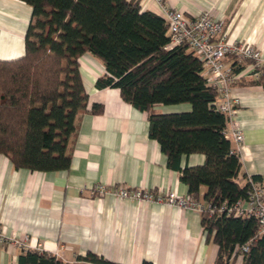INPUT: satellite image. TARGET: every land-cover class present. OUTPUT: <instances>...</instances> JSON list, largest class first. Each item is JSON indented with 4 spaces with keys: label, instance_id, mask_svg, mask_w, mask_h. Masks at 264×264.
<instances>
[{
    "label": "trees",
    "instance_id": "obj_1",
    "mask_svg": "<svg viewBox=\"0 0 264 264\" xmlns=\"http://www.w3.org/2000/svg\"><path fill=\"white\" fill-rule=\"evenodd\" d=\"M20 1L31 8L24 54L0 60V155L14 169H69L77 118L86 105L79 59L89 53L105 70L95 88L117 89L124 103L148 113V137L158 143L167 167L180 173L189 199L212 205L247 199L250 186L224 136L227 119L212 106L215 92L205 84L202 61L186 46L165 50L169 37L162 17L142 11L137 0ZM252 78L264 90V66ZM180 104L190 111L151 112L155 105ZM193 154L204 155V164L181 168L182 157ZM201 227L217 246L214 264H233L238 256L241 264H264V237L257 236L253 217L201 214ZM243 246L248 250L242 253ZM16 264L119 263L92 253L66 263L25 249Z\"/></svg>",
    "mask_w": 264,
    "mask_h": 264
},
{
    "label": "crops",
    "instance_id": "obj_2",
    "mask_svg": "<svg viewBox=\"0 0 264 264\" xmlns=\"http://www.w3.org/2000/svg\"><path fill=\"white\" fill-rule=\"evenodd\" d=\"M137 2L142 11L162 17L155 0ZM164 3L186 17L208 12L214 21L223 22L226 42L251 46L264 60V0ZM30 22L27 4L0 0V60L24 54ZM79 65L86 105L77 118L69 169L16 170L0 155V230L5 238L0 241V264H16L25 249L49 253L66 263L92 253L119 264H214L218 249L207 241L200 213L92 193L102 185L107 190L121 186L189 198L180 173L167 167L158 143L148 137V113L124 103L117 89L95 88L105 72L97 58L86 53ZM252 72L251 63H242L233 85V96L240 100L235 121L243 135L240 174L259 177L264 187V90L251 83ZM93 105L101 111L92 113ZM190 109L188 104L155 105L151 112L174 114ZM204 162L201 154L184 156L181 168ZM241 263L238 256L233 264Z\"/></svg>",
    "mask_w": 264,
    "mask_h": 264
},
{
    "label": "built area",
    "instance_id": "obj_3",
    "mask_svg": "<svg viewBox=\"0 0 264 264\" xmlns=\"http://www.w3.org/2000/svg\"><path fill=\"white\" fill-rule=\"evenodd\" d=\"M155 1L160 4L162 18L167 26L169 43L165 50L186 46L201 59L205 84L215 92L212 106L225 115L227 125L224 136L232 144V153L240 157L243 152V135L239 124L235 121L240 100L233 96V85L236 81L234 71L243 62L251 63L253 71L255 68L263 67L264 60L260 52L243 43L226 42L222 34L223 22L214 21L208 12L186 17L182 12L170 9L164 3L165 0ZM246 179L250 186L247 199L239 200L232 205L199 203L175 193L163 195L155 191H130L121 186L107 190L105 186L97 185L92 193L97 195L109 193L119 199L130 201L164 203L208 216L216 214L234 218L253 217L257 222V236L264 237V187L260 181H253L251 176H246ZM4 239L0 230V241L4 242ZM7 243L12 244L11 241ZM247 250V246L241 248L242 253Z\"/></svg>",
    "mask_w": 264,
    "mask_h": 264
},
{
    "label": "rangeland",
    "instance_id": "obj_4",
    "mask_svg": "<svg viewBox=\"0 0 264 264\" xmlns=\"http://www.w3.org/2000/svg\"><path fill=\"white\" fill-rule=\"evenodd\" d=\"M244 63V62H243ZM245 63H249V62H245ZM240 65V64H239Z\"/></svg>",
    "mask_w": 264,
    "mask_h": 264
}]
</instances>
